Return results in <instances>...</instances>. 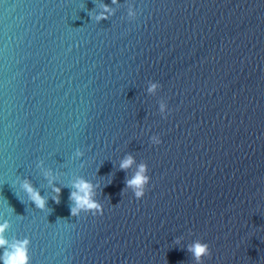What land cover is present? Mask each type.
<instances>
[{"label": "water", "instance_id": "obj_1", "mask_svg": "<svg viewBox=\"0 0 264 264\" xmlns=\"http://www.w3.org/2000/svg\"><path fill=\"white\" fill-rule=\"evenodd\" d=\"M80 178L102 215H71ZM4 222L30 264H264V0H0Z\"/></svg>", "mask_w": 264, "mask_h": 264}, {"label": "clouds", "instance_id": "obj_2", "mask_svg": "<svg viewBox=\"0 0 264 264\" xmlns=\"http://www.w3.org/2000/svg\"><path fill=\"white\" fill-rule=\"evenodd\" d=\"M112 2L116 3L117 0H112ZM110 12L111 9L108 7V5H105L104 13L96 16V20H106L108 17L105 15V13ZM131 14L132 13H130V15ZM158 87H161V85L158 82H153L148 88V92L154 93ZM165 109L166 105L161 104V112H164ZM161 142L162 141L158 135H153L151 137V143L153 145H159ZM76 154L77 156L82 155V153L79 151H77ZM134 162V158L131 155H127L120 162V169L127 170L133 165ZM147 173L148 165L141 163L138 165L137 171L132 176V178L126 181L125 187L131 188L134 192L135 198L138 200L144 197L147 186L150 182V177ZM45 175L50 176L51 173L48 172ZM96 187H98V185H93L91 182L83 178L78 179L72 185V188L75 190L70 191L69 199L73 202V206L71 207V215L73 217L79 216L80 212H90L94 216L97 214H103L102 204L95 199L94 189ZM22 188L28 194L30 201L35 204L36 208L43 210L47 207V201L45 198L28 179L24 180ZM53 191L56 194L54 198L55 202L58 204L60 202L62 189L60 187H54ZM8 228V222L0 224V249L4 250L3 254L0 255V261H2L3 264H30V258L28 255L30 240L25 238L24 240H17L15 243L9 245V241L4 236V233ZM176 243H179V239H177ZM187 250L192 254L196 264H202L204 257L211 256L209 244L202 241L193 242L188 246Z\"/></svg>", "mask_w": 264, "mask_h": 264}]
</instances>
